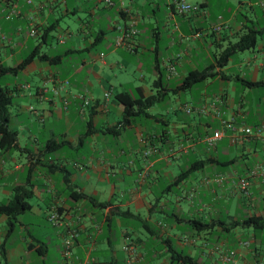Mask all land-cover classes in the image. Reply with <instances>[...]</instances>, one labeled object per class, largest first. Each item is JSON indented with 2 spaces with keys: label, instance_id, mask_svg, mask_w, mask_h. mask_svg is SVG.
<instances>
[{
  "label": "crops",
  "instance_id": "0c3cea01",
  "mask_svg": "<svg viewBox=\"0 0 264 264\" xmlns=\"http://www.w3.org/2000/svg\"><path fill=\"white\" fill-rule=\"evenodd\" d=\"M178 1L0 0V63L16 66L37 53L5 83L12 89L11 104L16 99L9 108V127L16 130L20 149L0 147V204L12 197L14 186L28 185L32 218H21L25 211L9 227L0 214L8 227L0 232V264H182L172 250L197 264H264V232L230 226L247 215L264 216V129L261 136L240 134L234 143L230 132L207 142L221 119L264 123V109L255 108L251 119L242 93L254 88L242 79L264 80V63L247 60L237 72L227 71L228 63L215 67L213 75L199 81L205 87L199 103L176 105L168 96L183 90L181 83L192 72L213 64L221 49L250 28L247 22L262 30L258 36L264 26L243 12L252 9L250 0H184L195 6L185 13L177 11ZM79 12L85 15L78 16L76 29L67 24L56 38L63 47L58 50L51 45V31L59 28V20ZM130 25L137 34L117 44ZM165 50L171 52L163 56ZM145 59L151 61L147 66ZM31 74L41 81H18V75ZM237 85L241 93L232 98L228 91ZM208 90L219 91L208 96ZM120 92L133 98L157 94L148 114H139L155 125L132 120L113 130L123 111L115 97ZM84 99L89 105L81 111ZM162 101L166 116L155 107ZM202 104L205 112L184 111L186 105ZM128 129L142 145V164L116 166L119 153L113 155L107 140L119 139ZM50 139L58 147L47 149ZM15 151L28 162H17ZM196 160H206L203 168L176 179ZM240 177H248L247 193L237 186ZM47 197L43 216L40 204ZM54 212L56 219L50 217ZM195 219L215 226L199 230L191 223ZM14 231L16 239L11 238ZM230 252L233 257L225 259Z\"/></svg>",
  "mask_w": 264,
  "mask_h": 264
},
{
  "label": "trees",
  "instance_id": "16d2710c",
  "mask_svg": "<svg viewBox=\"0 0 264 264\" xmlns=\"http://www.w3.org/2000/svg\"><path fill=\"white\" fill-rule=\"evenodd\" d=\"M261 31L255 30L251 27L248 28L242 35H240L238 40L228 44L215 55V61L213 64L209 65L202 71L192 72L190 77H186L182 81L180 87L183 90L189 89L196 82L213 75L214 72H212L211 70H213L215 67L225 66L235 52L255 47L258 34ZM36 54L37 53L33 51L16 66H7L0 63V79L5 74H16L19 70L23 69ZM38 57L42 58L46 56L38 55ZM242 81L250 87H264V80L252 81L242 79ZM12 97V89L8 88L5 84L0 83V147L9 150H17L20 149L17 141V132L16 130L9 127V106L11 104ZM115 97L117 101L122 105L123 111L121 119L119 120L116 127L113 128V130H117L124 125L130 124L131 121L141 113L148 114L146 110L154 105L158 100L157 94H151L146 97L133 98L127 92H120L117 93ZM46 147L47 149L52 150L58 147V145L54 142L53 139H50ZM205 163L206 160H196L191 162L188 168L181 172L176 179L180 180L187 177L190 173L203 168ZM12 191V197L8 201L0 204V214L6 215L7 225L9 227H12L14 225L21 213L28 211L31 208V204L27 201V197L32 194V189L28 185L14 186ZM79 195L80 197L84 196L83 193H79ZM191 223L195 228L199 230H205L215 226L213 222L200 221L198 219L192 220ZM230 226L251 227L256 231L264 232V216L255 214L247 215L241 219L235 220L232 224H230ZM3 248L4 246L1 244V254L3 253ZM172 252L174 260H177L182 264H197L195 258H192L188 254H183L175 250H172Z\"/></svg>",
  "mask_w": 264,
  "mask_h": 264
},
{
  "label": "rangeland",
  "instance_id": "374dc122",
  "mask_svg": "<svg viewBox=\"0 0 264 264\" xmlns=\"http://www.w3.org/2000/svg\"><path fill=\"white\" fill-rule=\"evenodd\" d=\"M250 1H251V3H253L252 9L249 8V9H247V11H246V9H244L243 12L246 13L247 17L250 19L257 18L259 20V26L263 27L264 26V0H250ZM84 15H85L84 12H79L76 15H70L67 18H62L61 20H59V28L51 31V35H50L51 45L55 46L58 50H62L63 47L56 43V40H57L56 38L61 36L59 34H63L62 29H65L67 24H70V30H75L76 25H77L78 16H84ZM246 24L248 27H251L250 22H247ZM165 43H166V39H164V35H162V39L160 40L161 47L165 46ZM258 46H261V48H262L261 51L258 49L259 48ZM263 49H264V34H262L261 36H258L257 46L253 51L252 50L251 51L244 50V51L235 52L232 55V57L229 59V62L227 64V71L229 70L231 72H237L239 65L242 66V68H245V66H247L246 65L247 60H250L251 64L257 63L256 65H258V63H260V62L264 63V50ZM170 52L171 51H168V50L162 51V55L166 56ZM68 62H70V61H68ZM5 63L10 64L12 62L8 61ZM150 63H151L150 59H145L144 64L146 66L149 65ZM18 77H19L18 81L23 80V79H27L32 85H35L41 81V80H39L38 75H35V74L28 75V77H26V78H23L21 75H18ZM13 78H14L13 75L5 74L1 77L0 83L5 84L6 82L11 81ZM261 78H264V67L261 68ZM204 88L205 87L203 86V83L198 81L191 87V89H188L185 91L181 90L180 92H178V94H175L173 92H168L169 102H171V100L172 101L174 100V103L176 105L177 104H183L185 100L189 101L190 103H199L200 98L198 97V93L203 92ZM239 88H240V85H237V88L229 89V91H228L229 95L232 98L240 95L241 90H239ZM217 92L208 90L206 92V94L208 96H211L212 94L217 93ZM242 93L244 96L243 107L246 111L249 112L248 114L252 119L253 118V111L255 110V108H258L259 110L264 109V87L246 88V90ZM201 95L202 94H200V96ZM15 102H16V99H14L13 103L9 106L10 110L12 109V107H14ZM155 107L161 109V111H163V113H164V110H165L164 101L158 102L155 105ZM177 113L180 117L184 116L182 111H178ZM164 115L166 116L165 113H164ZM133 120L137 123L143 122L147 126L150 124L155 125L154 123L151 122L150 119H148L142 115H137ZM158 126L160 128L163 127L162 124H158ZM133 132H134L133 129H128L126 131V133L123 134L119 139L110 138L107 140L108 143L112 146L113 155H117V153H119L116 160L118 159V161L120 163H117L116 166H138L139 164L140 165L142 164L143 148H141L142 145L139 142V140L134 137ZM117 142H119L121 145H118ZM123 143H126L128 146H131V150H133L132 153L129 152V147H125ZM86 147L87 146H84V151H86V154L88 155V149ZM120 148L123 149V152L121 154L119 152ZM89 153H91V151H89ZM14 154H15L14 157L16 158L17 162H21V163H27L28 162L25 155L20 157V155L17 151H15ZM111 156L112 155H108V154L105 155L107 160L111 159ZM132 158H134V159L137 158V160L133 164L130 165L129 160ZM12 162L13 161L11 160V162H10L11 166H13ZM254 193H255V195L258 193V190L256 188L254 189ZM102 194L105 195V192H102ZM29 200L32 202L33 199L31 198ZM47 204L48 205L50 204V197H47L46 201L43 204H40L42 206L43 216H45L47 214L46 213L47 212V207H46ZM20 216H21V218H25V219H31L32 218V215L30 214L29 211H26L23 215H20ZM45 219H46V217H45ZM45 219L42 220L44 222V225L46 224ZM44 225H42L43 230L46 227ZM7 228L8 227H7L6 223L0 220V232L5 233ZM16 233L17 232L14 231L12 233L11 238L16 239V237H17ZM0 238L3 239V235L0 236Z\"/></svg>",
  "mask_w": 264,
  "mask_h": 264
},
{
  "label": "built area",
  "instance_id": "2783aa9c",
  "mask_svg": "<svg viewBox=\"0 0 264 264\" xmlns=\"http://www.w3.org/2000/svg\"><path fill=\"white\" fill-rule=\"evenodd\" d=\"M105 2H108V0H105ZM193 8H195L194 5H190L186 3L184 0H179L177 2V11L180 13H185L191 11ZM138 30L133 26L130 25L126 28L122 29L121 35L117 38V44H121L124 41L128 40L132 36L136 35ZM31 35L36 34L35 29L30 30ZM108 95V94H106ZM216 101V100H215ZM215 101H212L209 105L214 107ZM89 105V100L84 99L82 104L80 105V110L82 111L83 108ZM197 110L198 112H205L207 110V106L202 104L200 106H197L193 108L192 106H184V111L186 113H191L193 110ZM264 129V123L255 125V126H249V125H244V124H238L234 120V118L230 119H221L220 120V125L218 129H216L211 136L207 137V142L209 144H212L214 141L221 139L226 132H230V140L231 142H235L240 134L246 135V136H261V132ZM219 180V178H218ZM237 186L238 188L243 192L247 193L248 192V186H249V180L248 177H240L237 181ZM52 219L57 218V214L53 213L50 216ZM65 251H68L69 248V242L65 241ZM66 253V252H65ZM233 257V252H230L229 255L225 256V259L230 260Z\"/></svg>",
  "mask_w": 264,
  "mask_h": 264
}]
</instances>
